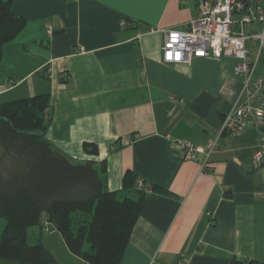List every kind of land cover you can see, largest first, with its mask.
<instances>
[{"label":"crops","instance_id":"0c3cea01","mask_svg":"<svg viewBox=\"0 0 264 264\" xmlns=\"http://www.w3.org/2000/svg\"><path fill=\"white\" fill-rule=\"evenodd\" d=\"M198 1L13 3L27 25L2 49L0 104L50 94L46 136L58 150L79 162H105L110 191L121 190L127 171L164 190L149 195L120 264H264V197L257 194L264 192V164L254 162L264 128L221 132L244 85L234 74L237 60L163 61L165 30H185ZM262 29L256 22L248 33ZM247 46L257 58L260 40ZM186 140L211 149L208 160L178 157ZM36 227L32 233L59 264H90L52 224Z\"/></svg>","mask_w":264,"mask_h":264},{"label":"trees","instance_id":"16d2710c","mask_svg":"<svg viewBox=\"0 0 264 264\" xmlns=\"http://www.w3.org/2000/svg\"><path fill=\"white\" fill-rule=\"evenodd\" d=\"M13 3L0 0V64L3 47L27 25ZM52 112L48 93L0 104V264H59L42 242L30 244L31 228L45 220L72 254L90 264H120L149 195L164 190L140 186L127 171L121 190L110 191L105 162L73 160L47 138ZM84 146L97 152L94 144Z\"/></svg>","mask_w":264,"mask_h":264},{"label":"built area","instance_id":"2783aa9c","mask_svg":"<svg viewBox=\"0 0 264 264\" xmlns=\"http://www.w3.org/2000/svg\"><path fill=\"white\" fill-rule=\"evenodd\" d=\"M197 7V16L185 30H165L163 61L178 65L209 56L236 59L234 74L243 78L244 85L238 102L223 118L221 132L240 134L248 128H264V71L258 69V58L264 56V5L257 6L252 0H199ZM256 22L262 24V32L248 33ZM248 40L261 42L255 59ZM262 142L254 156L258 166L264 164V134ZM177 148L178 157L191 161L206 162L212 151L188 140L178 143ZM257 194L264 197V192Z\"/></svg>","mask_w":264,"mask_h":264},{"label":"rangeland","instance_id":"374dc122","mask_svg":"<svg viewBox=\"0 0 264 264\" xmlns=\"http://www.w3.org/2000/svg\"><path fill=\"white\" fill-rule=\"evenodd\" d=\"M4 225H5L4 221L2 219H0V235L3 231ZM36 228L38 229V227H36ZM32 229H35V228H31V230H30V244L33 245V244L38 242V236H36V235L34 236V234L32 233ZM39 233H40V230H39Z\"/></svg>","mask_w":264,"mask_h":264}]
</instances>
